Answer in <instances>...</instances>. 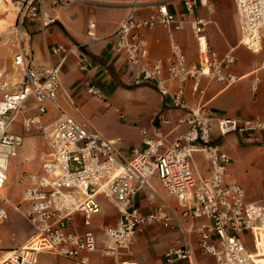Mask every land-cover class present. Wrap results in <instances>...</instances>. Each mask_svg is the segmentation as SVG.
<instances>
[{
  "label": "built area",
  "instance_id": "1",
  "mask_svg": "<svg viewBox=\"0 0 264 264\" xmlns=\"http://www.w3.org/2000/svg\"><path fill=\"white\" fill-rule=\"evenodd\" d=\"M173 1L129 0L128 14L112 35L115 51L126 55L134 85L155 83L162 96H171L176 108L187 110L178 120L185 125V131L170 143L164 138L146 136L144 147H134L130 159H126L120 141L106 139L62 109L58 104L60 65L69 53L64 45L53 49L62 61L42 70L33 67L32 52L23 45L13 58V66L23 75L18 89H11L4 80L5 74L0 72V190L6 188L10 163L18 156L26 136L38 134L48 147L41 155L40 171H25L18 178L22 196L14 207L32 226L31 239L12 250L0 264H36L41 252L67 258L74 264H90V255L95 252L119 258L145 226L177 232L173 245L164 254L165 264H198L189 235L192 231L198 234L200 253L212 257L215 264H264V193L262 201H247L244 187L231 178V158L220 145L225 136L237 134L251 137L264 147V114L213 121L207 106L188 107L189 86L191 95L201 96L205 78L230 86L241 77L232 71L237 62L234 49L220 53L214 48L206 23L200 18L190 20L197 57L188 59L177 38L186 20L178 19L170 10ZM183 1L186 13L195 14L196 0ZM69 2L54 0L49 10L40 12L36 0H26V14L21 12L20 19L40 17L49 26L55 21L51 16L54 7ZM200 3L209 7L208 0ZM235 4L240 20L239 44L254 53L261 52L264 0H235ZM157 26L167 30L170 54L152 59L145 32ZM95 28L96 21L91 19L88 36L95 38ZM81 61L86 70L89 59L83 55ZM171 82L177 84L174 92L168 86ZM260 83L256 70L251 79L254 94ZM86 91L97 100L106 99L98 86L89 85ZM30 99L36 102V113L23 118L18 132L15 124ZM48 104L60 110L51 121L45 120ZM196 154L208 163L206 175L195 172ZM154 177L176 199L182 216L191 219L190 226L166 203L149 213L137 206L136 199L142 191L151 199L156 197L151 184ZM100 195L119 211L116 224L102 227V242L93 230V218L102 210ZM7 202L5 198L0 200V222L9 217ZM77 217H81L80 224ZM195 222H199L196 227ZM246 233L251 234L254 251L248 247ZM117 264L138 263L127 260Z\"/></svg>",
  "mask_w": 264,
  "mask_h": 264
},
{
  "label": "crops",
  "instance_id": "2",
  "mask_svg": "<svg viewBox=\"0 0 264 264\" xmlns=\"http://www.w3.org/2000/svg\"><path fill=\"white\" fill-rule=\"evenodd\" d=\"M53 2L54 0H36L40 12L49 10ZM127 2L129 0H83L81 2L71 0L69 3L54 7L51 16L55 21L49 26H45L40 17L20 19L16 28L13 29L16 34L13 42L16 53L23 45L31 50L33 67L38 70L57 66L62 61V56L54 54L53 49L64 45L69 53L60 65L59 106L106 139L120 141L124 157L130 159L131 149L143 148L146 136L164 138L168 143L180 136L186 127L184 124H179L178 120L185 116L187 110L176 108L171 96H162L155 83L135 86L133 72L127 65L126 55L115 51V40L112 35L128 14ZM208 2L209 7H204L200 0H196V11L193 15L186 13L183 0H174L170 3V10L175 16L186 20L185 27L177 32V38L188 59L195 60L197 48L190 20L203 19L210 43L214 48L220 53L234 49L237 62L232 71L241 79L226 86L205 78L202 81L204 93L201 96L191 95L189 86L186 94L188 107L207 106L212 113L213 121L217 118L261 116L264 114V67L262 66L264 42L263 50L257 53L239 44L240 20L235 0H208ZM91 19L96 21L95 38L87 34ZM145 37L152 59L169 56L170 42L164 27L157 26L146 30ZM83 55L90 61L86 70L81 67ZM13 68L12 73H6V70L1 68L0 72L5 74L4 80L14 90L21 86L23 75L14 66ZM256 70L261 83L257 93L254 94L251 90V79ZM16 77L20 79V82H14ZM89 85L100 87L105 95V101L91 97L86 91ZM168 86L170 91L174 92L177 84L171 82ZM47 109L46 121L54 120L59 116L60 110L57 106L48 104ZM35 111L36 102L30 99L24 113L29 112L33 115ZM162 118L171 121L166 123ZM21 122L22 120L15 124V130L18 132L21 131ZM220 145L231 158L229 165L231 178L244 187L247 201H262L263 195L258 198L249 192L252 182L246 174L249 172L247 163L254 161V158L261 159L264 166V147L251 137L237 134L225 136L220 140ZM46 151L48 147L43 138L26 136L18 156L10 163V168L14 163H19L21 169L15 182L19 187L17 191L11 194L13 184L9 180L6 188L0 190V200L2 198L8 200L9 212L8 219L0 222V248L5 249L4 252L21 248L31 239L32 226L14 207L22 196V187L18 184V178L25 171L39 172L41 155ZM195 160V172L198 175H206L208 163L203 156L196 154ZM151 184L156 191V197L151 199L147 192L142 191L136 199V204L142 212L149 213L160 204L166 203L185 222L176 199L167 191L165 192L159 179L154 177ZM98 200L102 210L93 218V230L102 242V227L116 224L119 211L105 196H98ZM12 219L17 224H13ZM77 222L81 223V217H77ZM8 230L12 232L5 233ZM78 230L82 231L83 228L79 226ZM176 235L175 230L161 226H145L130 244L128 253L123 252L119 258H115L95 252L90 255V264H117L118 261L127 260H134L138 264H165L164 254L173 245ZM249 240L251 241V234ZM195 254L198 264L199 262L210 264V260L202 257L196 250ZM36 264L74 263L67 258L41 252Z\"/></svg>",
  "mask_w": 264,
  "mask_h": 264
},
{
  "label": "rangeland",
  "instance_id": "3",
  "mask_svg": "<svg viewBox=\"0 0 264 264\" xmlns=\"http://www.w3.org/2000/svg\"><path fill=\"white\" fill-rule=\"evenodd\" d=\"M12 2H16L17 5L14 7ZM25 8H26V0H10V2L6 3L5 7L2 8L0 6V68L5 69L6 73H12L14 71V68L12 66V61L14 58V54L16 53L15 52L16 49L14 47L13 40L15 39L16 34L13 32V29H15L16 25L20 22L21 12H23V10ZM19 80L20 79H17V77H16L14 79V82H20ZM27 115H30V113L26 112V113L20 114L16 124H18V122L20 120H23V118ZM28 136L36 137V138L41 137L35 133L30 134ZM257 158H254L253 159L254 161H249L247 163V167H248L247 170L249 172L246 174V176L252 182V188L249 190V192L251 193L252 196H257L258 198H260V197H262L261 195H263L262 193L264 190V166L261 162V159H257ZM249 163H252V164H249ZM20 169H21V164L14 163L13 165H11V168L9 171V174H10L9 175V182L13 184L12 185L13 187L11 189L12 195L19 188L15 182H16V177H18L17 174L20 171ZM161 186H162V184H161ZM163 189H164V187H163ZM165 192H166V190H165ZM12 202H14V201H12ZM185 220H186L185 221L186 226H190V224L192 223L191 219H185ZM11 221L13 222V224H17V222L14 219H12ZM200 222H204V221L201 220ZM198 223L199 222H195L194 227H196ZM11 232H12V230H8L5 233L9 234ZM189 235H190V239H191V242H192L194 249L202 257L210 260V264H215L214 259L212 257L202 255L200 253L199 247H198V234H197V232L192 231L189 233ZM246 235L249 237V238H246L248 241V247L252 251H254L255 248L253 245L252 237H251V241H250L249 240L250 234L246 233ZM3 250H5V249L0 248V262L3 259H5L4 256H5L6 252H4ZM128 251H129V249L124 250L125 253H128ZM199 263L204 264L202 262H199Z\"/></svg>",
  "mask_w": 264,
  "mask_h": 264
},
{
  "label": "bare ground",
  "instance_id": "4",
  "mask_svg": "<svg viewBox=\"0 0 264 264\" xmlns=\"http://www.w3.org/2000/svg\"><path fill=\"white\" fill-rule=\"evenodd\" d=\"M7 2H10V0H0V6H1L2 8L5 7ZM12 3H13V5H14V7L17 5L16 2H12ZM14 7H13V8H14ZM17 10H18V9H17ZM9 15H10V14H9ZM4 22H5V21H4ZM5 254H6L5 258H7L8 256H10L11 251L6 252Z\"/></svg>",
  "mask_w": 264,
  "mask_h": 264
}]
</instances>
